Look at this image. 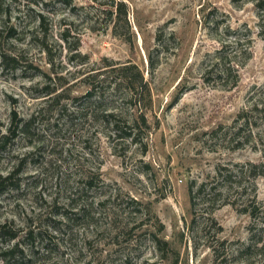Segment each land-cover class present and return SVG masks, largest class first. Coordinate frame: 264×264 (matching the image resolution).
<instances>
[{"label": "rangeland", "instance_id": "1", "mask_svg": "<svg viewBox=\"0 0 264 264\" xmlns=\"http://www.w3.org/2000/svg\"><path fill=\"white\" fill-rule=\"evenodd\" d=\"M114 1L125 15L111 0H0V227L18 231L0 236V264H264L238 252L247 202L264 212V12L251 0ZM222 45L245 61L229 90L202 78ZM124 65L148 85L136 102L107 88ZM92 82L100 99L85 98ZM105 110L136 118L140 142L114 138ZM248 163L263 174L238 171ZM201 183L216 189L193 215L188 189Z\"/></svg>", "mask_w": 264, "mask_h": 264}, {"label": "trees", "instance_id": "2", "mask_svg": "<svg viewBox=\"0 0 264 264\" xmlns=\"http://www.w3.org/2000/svg\"><path fill=\"white\" fill-rule=\"evenodd\" d=\"M253 6L256 9L257 16L259 19H262V15L264 12V0H251ZM67 3H70L68 1ZM111 3L115 5L116 12L126 14V8L124 3L119 1L111 0ZM245 30V35L251 33V31L245 26H242ZM264 27V25H262ZM227 32L231 34L237 35L236 46H240L239 42L241 39L239 38L240 30L227 28ZM243 35V36H245ZM246 37V38H247ZM160 37H158V41ZM243 39L246 45L250 44L251 37L247 39ZM61 39L64 42H67V33L64 31L61 34ZM228 46L222 45L219 49H215L212 52H208L205 54V59L203 61V82L211 85V86H220L225 89H233L238 84V69L244 66L245 61H241L236 63V56L227 55L226 50ZM240 52V48H236ZM148 67L150 69H154L153 59L148 57ZM113 74V78L111 79L109 86L107 87L112 93H117L121 89L125 92L124 100L125 101H137L138 97L143 95H147L149 92L147 82L144 81L143 75L134 65H124L120 68L113 67L110 69ZM135 72V73H134ZM104 80L100 81L103 82ZM98 83L92 82L90 83V89L86 93L85 98L92 99L100 97L103 95L101 87H97ZM100 101V100H97ZM139 102V100H138ZM99 103V102H98ZM253 109L257 110L256 106H253ZM103 119H105L106 124L110 127L111 134L117 140H129L131 143L137 144L140 142L139 137V129H138V121L136 118L132 119L131 122L123 121L118 113L112 111H104ZM140 120L144 128L146 126V120L144 116L140 115ZM236 125V131L239 132L242 129H245L249 126L247 118L243 117V112L238 115L237 119L234 121ZM25 124L21 127L20 130H23ZM236 133H233L235 135ZM8 137L1 136L0 141H6ZM238 146H242L239 144ZM261 165H259L260 167ZM258 166L248 163L245 166H241L238 171L241 173L244 172L255 179L258 176L263 174V169L261 168L258 171L256 169ZM223 171H227L224 167L217 168L216 170V179L220 178L222 180H228L229 176H227V172L223 173ZM207 186H209V190H215L216 186L213 183H201L197 188L190 186L188 189L190 206L195 215V207L197 196L202 195ZM2 183H0V192H1ZM195 188V189H194ZM243 212L248 214L252 219L251 224L249 226V237L246 244L238 251L240 255H243L245 260H247L252 253H258L259 255L264 253V212L260 206L256 203L255 199H250L246 206L243 209ZM2 229V230H1ZM0 236L7 238L9 241H13L18 236V231H10L6 230L4 227H0ZM248 256V257H247ZM251 264V263H249Z\"/></svg>", "mask_w": 264, "mask_h": 264}]
</instances>
